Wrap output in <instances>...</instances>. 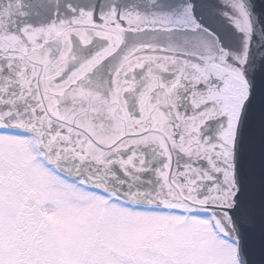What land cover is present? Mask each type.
<instances>
[{"label":"snow or ice","instance_id":"snow-or-ice-1","mask_svg":"<svg viewBox=\"0 0 264 264\" xmlns=\"http://www.w3.org/2000/svg\"><path fill=\"white\" fill-rule=\"evenodd\" d=\"M0 264H264V0H0Z\"/></svg>","mask_w":264,"mask_h":264}]
</instances>
